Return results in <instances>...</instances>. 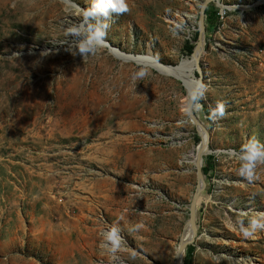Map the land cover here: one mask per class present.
Segmentation results:
<instances>
[{"label":"rangeland","instance_id":"obj_1","mask_svg":"<svg viewBox=\"0 0 264 264\" xmlns=\"http://www.w3.org/2000/svg\"><path fill=\"white\" fill-rule=\"evenodd\" d=\"M203 2L0 0V264H176L201 145L186 88L100 42L176 67ZM209 7L194 112L214 161L190 264H264V162L240 174L264 150V0Z\"/></svg>","mask_w":264,"mask_h":264},{"label":"water","instance_id":"obj_2","mask_svg":"<svg viewBox=\"0 0 264 264\" xmlns=\"http://www.w3.org/2000/svg\"><path fill=\"white\" fill-rule=\"evenodd\" d=\"M211 4H220V0H204L200 7V20L198 24V30H197V40L195 43V46L193 48V51L190 55V60H192L194 63V74L196 75L197 79H195V87L193 91L187 96V105H186V113L185 116L187 117V121H189L198 132H201L200 139H201V145L199 147V150L196 154L195 159V170H196V178H197V185L196 189L194 191V195L192 198V202L190 205V215L189 220L187 222V225L190 227L191 231V237L186 240L180 242L177 254H176V264H184L183 258L181 259V256L184 254L189 246H193L196 238H197V203L199 201V198L203 191L206 188L205 183V177L203 175V160L204 157L212 155L209 152V144H210V135L206 128L202 125V123L198 120L197 116L194 112V102L197 99L198 93L203 87V80H202V73L200 68V60H201V54L204 52V41H205V17H206V10L208 9L209 5ZM208 153V155H207Z\"/></svg>","mask_w":264,"mask_h":264},{"label":"bare ground","instance_id":"obj_3","mask_svg":"<svg viewBox=\"0 0 264 264\" xmlns=\"http://www.w3.org/2000/svg\"><path fill=\"white\" fill-rule=\"evenodd\" d=\"M66 4V3H65ZM223 8L224 11H226V9L221 6ZM102 8V7H101ZM99 8L96 12H100L101 10H103V8L101 9ZM228 9V8H227ZM171 21H175V20H171ZM101 43V44H100ZM97 44L103 45L105 47H109L112 49L113 54L120 59L123 62L129 63V62H133L139 65H144L147 67H150L151 69L156 70L157 72H159L160 74H163L165 76H169L172 78L177 79L178 81H180L181 83L184 84L186 91H187V95H189L194 87H195V82L194 80H192L193 77V68H194V62L190 59L187 60H183L178 66L176 67H168V66H164L161 65L160 63H158L155 58L153 57L152 53L149 51L147 56L144 57H133V56H127V55H123L121 53V51L119 52L118 50L113 49L112 47H110L107 43L104 42H100ZM202 55V54H201ZM187 105V104H186ZM182 113L185 115L186 113V106L182 107ZM195 128V127H194ZM198 135H201V132H198V130H196ZM208 155V153H207ZM195 159L196 157L193 159H191L188 163L190 165H194L195 163ZM187 162V161H186ZM201 199V197L199 198V200ZM199 206V201L197 203V208ZM259 226L258 224H256V227ZM191 237V231H190V227L188 225H186L185 228V233L184 236L182 238V241H186ZM160 246V245H159ZM95 248V245L93 244L91 251L89 252V255H91L93 253V249ZM178 248L176 250V254H177ZM91 258V256H89ZM183 258V255L181 256V259Z\"/></svg>","mask_w":264,"mask_h":264},{"label":"clouds","instance_id":"obj_4","mask_svg":"<svg viewBox=\"0 0 264 264\" xmlns=\"http://www.w3.org/2000/svg\"><path fill=\"white\" fill-rule=\"evenodd\" d=\"M113 10L117 12L126 11V9L123 7L116 8ZM71 31L73 35H80L75 30ZM82 40L83 43L88 46L86 48H81L80 44L78 43L75 48L78 49L79 53L85 55L86 53L91 52L93 50L92 42L88 41L87 36H83ZM257 162H264V150H261L257 144L250 141L249 145L246 146V151L244 153L243 164L240 169V174L250 181L253 178V167ZM253 226H256L255 221H253Z\"/></svg>","mask_w":264,"mask_h":264},{"label":"trees","instance_id":"obj_5","mask_svg":"<svg viewBox=\"0 0 264 264\" xmlns=\"http://www.w3.org/2000/svg\"><path fill=\"white\" fill-rule=\"evenodd\" d=\"M218 12L214 7H208L206 10V17H205V25L207 29L214 28L218 25ZM184 51L188 53V55H191L193 51V47L186 45L184 47ZM195 105L198 104V100H195ZM214 161L212 157L207 158V162L205 163V168H203V175L205 178L209 177L212 174V164L211 162ZM194 252V247L189 246L186 250V257H185V264H190L192 255Z\"/></svg>","mask_w":264,"mask_h":264}]
</instances>
